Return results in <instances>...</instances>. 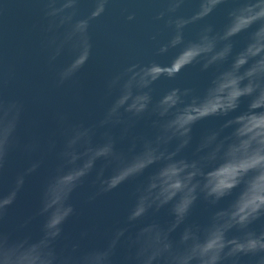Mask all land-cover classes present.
Listing matches in <instances>:
<instances>
[{
  "label": "water",
  "instance_id": "95a60500",
  "mask_svg": "<svg viewBox=\"0 0 264 264\" xmlns=\"http://www.w3.org/2000/svg\"><path fill=\"white\" fill-rule=\"evenodd\" d=\"M66 3L0 0V117L7 112L12 123L0 144V197L15 193L11 202L0 208V233L14 237L36 238L41 234L47 215L42 211L45 190L54 175L72 166L65 153L77 130L87 129L92 144L111 136L117 150H127L133 136L151 131L152 115L147 112L131 122L127 113H122L119 122H101L117 92L116 86H110L112 77L131 63L156 65L161 74L151 84L154 99L176 85H203L208 73L198 64L185 65L172 77L167 71L191 54L189 48L176 56L178 47L194 40L206 43L202 37L212 34L215 38L227 26L228 9L236 0H73L67 8L53 13L54 7ZM176 35H182L183 41L173 45ZM246 39L247 34L241 32L237 37L217 40V48L229 43L237 47ZM85 51L86 62L65 73L75 55ZM216 120L206 117L197 121L194 138ZM85 146L78 140L72 147L80 152ZM101 165L102 159H98L70 194L74 211L53 245L58 252L75 256L84 249L102 246L107 236L125 227L113 264H134L128 258L129 234L135 235L147 219L164 223L171 217L165 206L155 212L149 209L144 218H127L132 190L141 177H131L89 199ZM109 170L105 169L106 174ZM231 198L226 196L221 205ZM212 219V212L198 201L184 224L169 234L173 246L179 243L185 226L203 230ZM258 231H264V217L247 228H233L229 234L245 240L248 233ZM228 259L237 264H264V249L233 253Z\"/></svg>",
  "mask_w": 264,
  "mask_h": 264
},
{
  "label": "clouds",
  "instance_id": "9594fccd",
  "mask_svg": "<svg viewBox=\"0 0 264 264\" xmlns=\"http://www.w3.org/2000/svg\"><path fill=\"white\" fill-rule=\"evenodd\" d=\"M72 3L67 0L52 11L60 12ZM226 23L215 38L212 34L202 37L206 43L194 40L178 47L176 56L189 48L191 54L167 71L172 77L185 65L198 64L208 73L203 85H176L154 99L151 84L161 74L156 65L131 63L112 77L110 86H116L117 92L101 122H119L122 113H127L131 122L147 112L152 115L151 131L133 136L127 150H117L111 136L92 144L87 129L77 130L65 153L72 166L54 175L45 190L42 211L47 215L41 234L31 238L0 233V264H113L125 227L107 236L102 246L84 249L75 256L58 252L53 245L74 211L70 194L98 159L102 165L89 199L131 177H141L132 190L127 218H144L149 209L155 212L165 206L171 217L164 223L147 219L135 235L129 234L128 258L134 264H237L228 259L231 254L264 249V231L248 233L245 240L229 234L233 228H247L264 217V0H236L228 9ZM241 32L247 39L239 46L229 43L217 48V40L237 37ZM182 41V35L172 38L173 45ZM87 58L86 51L76 54L65 73ZM206 117L217 120L194 138V125ZM11 126L6 112L0 117V144ZM78 140L86 145L80 152L72 147ZM105 169H110L107 174ZM14 195L0 197V208ZM229 195L232 198L221 205ZM198 201L204 202L213 219L203 230L185 226L174 247L169 234L184 224Z\"/></svg>",
  "mask_w": 264,
  "mask_h": 264
}]
</instances>
